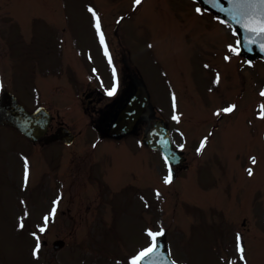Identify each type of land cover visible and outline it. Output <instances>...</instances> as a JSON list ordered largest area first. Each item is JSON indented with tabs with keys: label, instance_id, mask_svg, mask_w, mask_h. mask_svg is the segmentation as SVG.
<instances>
[{
	"label": "rangeland",
	"instance_id": "obj_1",
	"mask_svg": "<svg viewBox=\"0 0 264 264\" xmlns=\"http://www.w3.org/2000/svg\"><path fill=\"white\" fill-rule=\"evenodd\" d=\"M194 8L188 0H142L135 6L134 0H0L1 88L15 92L29 109L46 107L77 135L72 147L46 151L14 134L4 144L6 132L0 130L4 144L0 155V264H131L129 257L136 250L151 245L143 235L144 227L158 225L166 229L172 257L183 263L224 264L225 258V264H237L233 237L241 232L251 264H264V66L256 63L247 69L238 52L230 50L236 48H232L229 31ZM93 12L107 38L105 47L111 48L120 63L122 84L135 73L123 64L130 58L149 88L157 116L173 127L176 146L190 166L178 174L174 184H163L165 164L142 145L141 131L137 137L110 145L111 150L94 153L98 138L88 116L98 117L95 104L97 109L105 106L95 100L96 89L101 88L99 81L110 87V76L105 57L95 49L99 35ZM221 56L228 60L222 62ZM219 72V86L229 91L211 92V80H218ZM114 83L118 82L113 78ZM230 105L235 106L232 112L221 111ZM174 114L178 120L172 119ZM205 137L208 146L198 157L192 149ZM109 152L123 161L142 155L144 182L137 160L129 169L122 163L117 170L113 168L121 176L115 182L106 170L97 173V166H91L93 154L96 162H104L100 155ZM25 160L27 186L21 185ZM248 168H253V176L247 175ZM93 170L105 192L113 191L114 183L123 184L130 206L123 200V210L115 215L120 196L92 193ZM126 174L134 178L128 181ZM150 175L161 193L156 202L143 199L145 204H139L142 214L132 216L137 201L128 189L136 192L143 183L150 186ZM58 196L59 212L54 221H48L45 235L39 232L49 215L50 200L46 204L45 200ZM231 200L246 206L229 214L225 203ZM201 218V227L207 229L196 227L186 237L190 224L199 226ZM216 231L222 235L215 238ZM36 237L41 248L34 258ZM56 239L65 241L60 251L52 248ZM217 245L223 253L217 252Z\"/></svg>",
	"mask_w": 264,
	"mask_h": 264
},
{
	"label": "water",
	"instance_id": "obj_2",
	"mask_svg": "<svg viewBox=\"0 0 264 264\" xmlns=\"http://www.w3.org/2000/svg\"><path fill=\"white\" fill-rule=\"evenodd\" d=\"M205 9L209 11H213L214 14L217 16L228 20L231 23H238L241 27H243L244 31L250 33L254 36L256 32L249 31V27H258V24H250L249 22L251 20L256 21H264V2L262 0H198ZM243 41V40H242ZM245 44V42L243 41ZM254 50V49H253ZM264 51V49H262ZM255 56L261 55L264 57V52L259 51L258 54L256 52H253ZM135 106L129 107L126 112L129 110L130 112L132 110L138 111V109H134ZM10 109L15 111L17 114L16 117L18 119H26L29 122H32V128L31 130L25 129L23 122L21 121H15L16 119H13L10 113ZM125 114L122 115L119 122L115 126V130H121L123 127L129 126V124H125V116L126 118L130 115ZM141 112V111H140ZM139 112V113H140ZM0 120H2L5 123H13L14 125H18L21 130H23L27 135L34 138L37 134H40L44 128H46V125L48 124V117L45 113H36L32 116H28L25 113L22 112V110L18 107V105L15 103L14 100L9 99L7 102H4L0 108ZM131 124V123H130ZM134 124V123H133ZM132 124V125H133ZM61 135V134H60ZM156 136H151L152 141L155 140ZM163 137H161L162 139ZM57 137L54 139L56 140ZM148 145L152 148H159L163 151V153L170 158V160L173 161V158L175 157V154L173 150L170 147L169 142L166 140H161V145L159 147L154 145V142H149ZM171 161V162H172Z\"/></svg>",
	"mask_w": 264,
	"mask_h": 264
},
{
	"label": "snow or ice",
	"instance_id": "obj_3",
	"mask_svg": "<svg viewBox=\"0 0 264 264\" xmlns=\"http://www.w3.org/2000/svg\"><path fill=\"white\" fill-rule=\"evenodd\" d=\"M141 2H142V0H134V6L135 5H140ZM262 2H264V0H262ZM89 11L91 12L92 9L89 8ZM196 11L199 13L201 11V9L198 7L196 9ZM93 16L96 19L95 27L97 29V33L100 36L101 43L103 44V35L100 33L99 18L96 17V14L94 12H93ZM249 23L250 24H258L259 25L258 27H249V31L258 32V33H264V21L251 20ZM261 48L264 49V44L261 45ZM230 50L233 51V52L237 51L236 49H230ZM105 55L106 56L108 55L107 49H105ZM114 92H115V87H113V89L108 93V95H112ZM261 95H264V92H261ZM173 99L175 101V98H173ZM174 107H175V104H174ZM234 107H235L234 105H230L227 108L222 109L221 111L226 112V113H230V112L233 111ZM172 119L178 120V117L174 114ZM203 147H204V141H201L200 149H202ZM200 149H198L197 151L199 152ZM255 162H256L255 158H252V163H255ZM246 171L248 172L249 176H251L253 174L252 173V169H250V168L246 169ZM28 179H29V167H28V161L25 160V171H24L25 185H27ZM171 182H172V172H171V170H169L168 175L164 178V183L168 184V183H171ZM157 196L159 197V193H157ZM59 200H60V197L58 196L57 199L52 202L53 206H52L51 212L49 213V215H46L44 217V226L39 228V232H41V233L45 232V230L47 228L48 221H49V216H54L56 214L57 204L59 203ZM25 215H27V213H25ZM19 226L23 227V224L21 223ZM163 234H164V230L163 229H161L159 232L149 231L148 235H149V237L151 238V240L153 242L152 246H150V247L144 249L143 251L139 252L132 259L131 264H139V262L144 257H146L150 253H152L154 248H155V246H156L157 237H159V236H161ZM33 236L35 237V233H33ZM36 240H37L36 246L33 249V253H32L34 258L37 256V254H38V252H39V250L41 248V242H40L39 238L36 237ZM236 247H237V251L241 254L240 255V259L243 261L245 259L244 255H243L244 249L241 247V237H240L239 234H237V238H236Z\"/></svg>",
	"mask_w": 264,
	"mask_h": 264
},
{
	"label": "bare ground",
	"instance_id": "obj_4",
	"mask_svg": "<svg viewBox=\"0 0 264 264\" xmlns=\"http://www.w3.org/2000/svg\"><path fill=\"white\" fill-rule=\"evenodd\" d=\"M11 117H12L13 119H15V116H14V115H11Z\"/></svg>",
	"mask_w": 264,
	"mask_h": 264
},
{
	"label": "flooded vegetation",
	"instance_id": "obj_5",
	"mask_svg": "<svg viewBox=\"0 0 264 264\" xmlns=\"http://www.w3.org/2000/svg\"><path fill=\"white\" fill-rule=\"evenodd\" d=\"M96 164V162L95 163H93V164H91V166H94Z\"/></svg>",
	"mask_w": 264,
	"mask_h": 264
}]
</instances>
